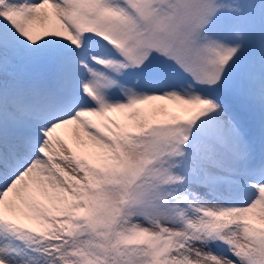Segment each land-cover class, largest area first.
<instances>
[{"label": "snow or ice", "instance_id": "obj_1", "mask_svg": "<svg viewBox=\"0 0 264 264\" xmlns=\"http://www.w3.org/2000/svg\"><path fill=\"white\" fill-rule=\"evenodd\" d=\"M0 264H264V0H0Z\"/></svg>", "mask_w": 264, "mask_h": 264}, {"label": "rangeland", "instance_id": "obj_2", "mask_svg": "<svg viewBox=\"0 0 264 264\" xmlns=\"http://www.w3.org/2000/svg\"><path fill=\"white\" fill-rule=\"evenodd\" d=\"M157 103H170V102H157Z\"/></svg>", "mask_w": 264, "mask_h": 264}]
</instances>
